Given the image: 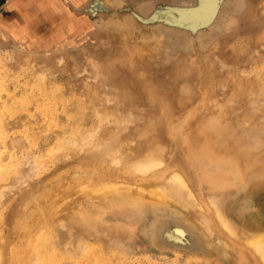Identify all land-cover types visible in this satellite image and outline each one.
I'll return each instance as SVG.
<instances>
[{
    "label": "rangeland",
    "instance_id": "rangeland-1",
    "mask_svg": "<svg viewBox=\"0 0 264 264\" xmlns=\"http://www.w3.org/2000/svg\"><path fill=\"white\" fill-rule=\"evenodd\" d=\"M17 1L0 0V264H264L244 242L264 224V0L205 17L179 16L198 0ZM177 172L192 194L159 197ZM108 180L112 198L83 193ZM210 204L235 234L160 233L185 222L172 207Z\"/></svg>",
    "mask_w": 264,
    "mask_h": 264
},
{
    "label": "bare ground",
    "instance_id": "bare-ground-1",
    "mask_svg": "<svg viewBox=\"0 0 264 264\" xmlns=\"http://www.w3.org/2000/svg\"><path fill=\"white\" fill-rule=\"evenodd\" d=\"M104 1V0H103ZM201 1V0H200ZM104 2H107V1H104ZM214 2L215 1H213V0H202V4H201V6L200 7H198V8H196L195 10H192V11H190V12H181V15H179V16H181V17H191V15H193V17H202V16H208V15H210V13L212 12V10H213V8L215 7V5H214ZM184 7V6H183ZM182 7V8H183ZM176 8H178V7H176ZM181 8V9H182ZM93 9V8H92ZM62 14V13H61ZM13 18V17H12ZM74 18V17H73ZM32 24V23H31ZM98 144V143H97ZM96 144V145H97ZM118 145V144H117ZM116 145V146H117ZM103 146V145H102ZM115 146V147H116ZM87 148V147H86ZM104 148V147H103ZM101 149V148H100ZM99 149V150H100ZM88 150V149H87ZM108 151V150H107ZM98 152V151H97ZM102 152V150L100 151V153ZM116 152V151H115ZM87 153H89V152H87ZM106 153V152H105ZM105 153H103L102 152V154L104 155ZM121 153V152H120ZM99 154V153H98ZM113 154L114 155H116L114 152H113ZM123 154V153H122ZM153 154V153H152ZM148 155V154H147ZM107 157V156H106ZM105 157V158H106ZM117 157V156H116ZM102 159H103V156H102ZM112 159H113V157H112ZM116 160V159H115ZM101 161V160H100ZM120 161H121V158H120ZM154 162H156L155 161V158H153V156L151 155V156H149V157H147V158H145V159H143V160H141V161H139V160H137V162L135 163V165L140 169V170H142V171H145V170H149L152 166H153V164H154ZM118 163V162H117ZM84 165H86V164H84ZM21 166V165H20ZM21 168V167H20ZM1 169V168H0ZM12 169H14V168H12ZM78 170H80V169H78ZM134 170V169H133ZM1 171V170H0ZM15 171V170H14ZM218 171V170H217ZM76 172V171H75ZM14 173V172H13ZM102 173V172H101ZM10 174V173H9ZM16 174V173H15ZM143 175V174H142ZM7 178H8V176H7ZM110 178H112V177H110ZM1 179V178H0ZM6 179V178H5ZM5 179H3V180H5ZM165 179V178H164ZM89 180V179H88ZM87 180V181H88ZM143 180V179H142ZM166 180V179H165ZM169 180H170V182L169 183H166V184H164L163 185V187H164V192L163 193H161V192H158L160 195H159V197H163V198H166V197H168L169 199H172L173 200V198L176 196V195H179V194H181L179 191H177V190H174L175 189V185H177L178 186V184H177V182H181L182 184H184V187H186V188H188V190H189V193L190 194H192V191H191V189L189 188V186L187 185V183H186V180L184 179V177L180 174V173H174L172 176H169ZM59 181V180H58ZM96 181V180H95ZM177 181V182H176ZM5 182V181H4ZM4 182H2L3 183V185H4ZM91 182V181H90ZM108 182L110 183V184H107L105 181H103V183L102 184H100L101 185V187L98 189V188H96L95 190H93L92 188L90 189L89 187L87 188L86 187V190L83 192V193H89L90 194V191H91V193H94L93 194V196L95 195L96 197H111L112 198V194H115V192H117V191H119V189L118 190H116V188H115V181H113L112 183L108 180ZM11 183V182H10ZM123 183V182H122ZM121 183V181H119V183H118V185L120 184H122ZM151 183V182H150ZM154 183V182H153ZM7 184H8V182H7ZM6 184V185H7ZM56 184V183H55ZM139 183H137V185H138ZM141 184V183H140ZM1 185V184H0ZM89 185V184H88ZM115 185V186H114ZM117 185V186H118ZM131 185V184H130ZM133 185V184H132ZM134 185H136V184H134ZM142 185V184H141ZM141 185H138V186H140L141 187ZM48 186V185H47ZM61 186V185H60ZM12 187V186H11ZM56 187V186H55ZM179 187V186H178ZM9 188V187H8ZM79 188L81 189L82 188V186L80 187L79 186ZM117 188H120V187H117ZM128 188H130L129 186H128ZM127 188V190H129ZM132 188V187H131ZM180 188V187H179ZM10 189V188H9ZM12 189V188H11ZM48 189V188H47ZM52 189V188H51ZM50 189V190H51ZM82 189H85V188H82ZM121 189H124V190H126V188H121ZM136 190L137 189H139V188H135ZM181 189V188H180ZM78 190V187L76 188V190L75 191H73V192H70V194L71 195H74L75 193H76V191ZM132 190V189H131ZM142 189L140 188V190H138L139 192L141 191ZM146 190V189H145ZM182 190V189H181ZM121 191V190H120ZM2 192V191H1ZM51 192V191H50ZM61 192V190L58 192V194ZM142 192V191H141ZM153 192H155V193H157L156 191H154L153 190ZM83 193H82V195H83ZM157 193V194H158ZM144 194V193H143ZM48 195V194H47ZM47 195H45V196H47ZM56 195H57V193H56ZM61 194H59V196H60ZM81 195V196H82ZM3 196V195H2ZM49 196V195H48ZM94 196V197H95ZM115 196H117V195H115ZM41 197V196H40ZM114 197V196H113ZM156 197V196H155ZM124 199H122L121 201H123V200H128L126 203H128V205L129 204H131L132 206H135V205H138V203L136 202V199H135V197L134 196H129V197H123ZM130 199V200H129ZM167 199V198H166ZM152 200V199H151ZM157 200V199H156ZM153 201V200H152ZM97 202V201H96ZM118 203H120V201H117ZM107 203H109V202H107ZM38 204V203H37ZM166 204H167V202H166ZM105 205V204H104ZM112 205V204H111ZM110 205V206H111ZM207 205V204H206ZM211 205V208H209V209H207V211H204L203 210V212L204 213H201V214H199V215H196V214H189V213H184L186 210L184 209V212H178V211H176V209L174 210V207H172L173 208V210H172V208H171V211L170 210H167V213H168V211L170 212V214L171 215H180L182 218H183V220H185V222H183L182 221V223H179V222H181V221H179V222H176V223H174L173 225L170 223V222H168L169 224H164L163 226H162V228L160 229V233L165 237V238H167L168 239V241H170L171 243H173V244H182V243H185V242H188V244L189 243H191V237L193 238L196 234V232H198L199 234H201V237L202 238H204V240L207 242V243H209L210 241H209V239H208V237H210L211 238V236L209 235L208 236V233L209 232H211V230L210 231H208L207 230V227H206V225H204L205 223H207V224H211L212 223V221H213V219H216L218 222H219V224L223 227V229L225 228L228 232H230V233H234L235 234V232H236V228H235V223L231 220V218L229 219V217L227 216V213H225L222 209H220V208H218V207H216V206H214V205H212V204H210ZM42 206V205H41ZM60 206V203L59 204H54V206H53V208H58ZM209 206V205H208ZM105 207V206H104ZM118 207H119V205H118ZM177 207V206H176ZM183 207V206H182ZM195 207V206H194ZM83 208V207H82ZM81 208V209H82ZM149 208V207H148ZM151 208V207H150ZM155 208V207H154ZM208 208V207H207ZM161 209H163V208H161ZM170 209V208H169ZM178 209H180V208H178ZM177 209V210H178ZM36 210V209H35ZM200 210V209H199ZM86 211V210H85ZM202 211V210H201ZM58 212V211H57ZM90 212H92L91 210H90ZM95 212V211H94ZM98 212V211H97ZM153 212V211H152ZM161 213L163 212V210L162 211H160ZM205 212H207V214L205 213ZM82 213H84L83 212V210H78V212H72L70 215H72V219H76L77 218V215H80V214H82ZM154 213V212H153ZM197 213H198V211H197ZM40 214V213H39ZM54 214H56V213H54ZM87 216H88V218H89V213H85ZM96 214V213H95ZM156 214V213H155ZM169 214V213H168ZM229 214V213H228ZM31 215V214H30ZM160 215V214H159ZM158 215V216H159ZM48 216V215H47ZM153 216V215H152ZM179 216V217H180ZM38 217V216H37ZM31 218V217H30ZM35 218V217H34ZM59 218H61V216L59 215ZM59 218H57V219H59ZM155 218L157 219L158 217L157 216H155ZM154 218V219H155ZM181 218V219H182ZM47 219V218H46ZM180 219V220H181ZM59 220H61V219H59ZM89 220V219H88ZM96 220V219H95ZM201 220H203V221H201ZM31 221H33V220H30V222ZM59 222V221H58ZM58 222H54V223H56V225H58L59 226V224H61L62 225V223H64V221H62V223L60 222V223H58ZM154 222V221H153ZM36 223V222H35ZM51 223H52V225L54 226H52L51 225ZM58 223V224H57ZM22 224V223H21ZM154 224V223H153ZM60 225V226H61ZM219 225V226H220ZM47 226V225H46ZM50 228H49V230L51 231V229H52V231H55L56 229H55V225L53 224V221H52V219H51V222H50ZM57 226V227H58ZM59 226V228H60V230H61V227ZM63 226H65V223L62 225V229H64V227ZM49 227V226H48ZM151 227H152V225H151ZM252 227V226H251ZM24 228V227H23ZM53 228H54V230H53ZM25 229V228H24ZM32 228H30V230H31ZM37 229V228H36ZM46 229V228H45ZM152 229V228H151ZM33 230V229H32ZM48 230V231H49ZM34 231V230H33ZM44 231V230H43ZM47 230H45L44 232H46ZM48 231H47V233H48ZM52 231H51V234L52 235H50V232H49V238L50 239H53V242L55 241V236H53L54 234L52 233ZM38 232V231H37ZM44 232H42V234H43V238L45 237V235H44ZM56 232V231H55ZM57 233V232H56ZM73 233V232H72ZM71 233V234H72ZM28 234V233H27ZM100 234V233H99ZM239 234V233H238ZM40 236H42L41 234H40ZM51 236H53V237H51ZM97 236V235H96ZM102 236V235H101ZM26 238V237H25ZM31 238V237H30ZM48 237H46V238H44V239H42L41 238V241L43 242V241H45V239H48V240H50ZM57 239V238H56ZM73 239H75V238H73ZM97 239V238H96ZM95 239V240H96ZM99 239V238H98ZM238 240V239H237ZM58 241V240H57ZM87 241V240H86ZM23 242V241H22ZM47 242V241H46ZM52 242V243H53ZM82 242H83V239H82ZM99 242H101V241H99ZM226 242V241H225ZM231 242V241H230ZM244 242H245V244L248 246V247H250V248H252V249H254L258 254H259V256H260V258H261V260L263 261V263H264V224H258V225H256L255 227H254V230L253 231H251V232H248L246 235H245V237H244ZM21 243V242H20ZM19 243V244H20ZM25 243V242H24ZM23 243V244H24ZM45 243V242H44ZM87 243H88V241H87ZM94 243V242H93ZM211 243V242H210ZM49 244V243H48ZM51 244V243H50ZM68 244V243H67ZM82 244V243H81ZM98 244V243H97ZM102 245H103V243H101ZM227 244V243H226ZM1 245V244H0ZM39 245H40V241H39ZM59 245V244H58ZM70 245V244H69ZM85 245V244H84ZM122 245V244H121ZM239 245V244H238ZM56 246H57V244H56ZM55 246V247H56ZM61 246V245H60ZM65 246H67V245H65ZM99 246H101L100 244H99ZM79 247V246H78ZM82 246L80 245V248H81ZM86 247V246H85ZM121 247V246H120ZM236 247V246H235ZM239 247H240V245H239ZM238 247V248H239ZM1 248V247H0ZM79 248V249H80ZM214 248H216V247H214ZM38 249H39V247H38ZM42 248H40V250H41ZM50 249V248H49ZM48 249V250H49ZM62 249V248H61ZM65 249H66V247H65ZM75 249V248H74ZM100 249V248H99ZM241 249V248H240ZM23 250V249H22ZM35 250V251H34ZM33 251H34V253L36 254V253H38L37 251H36V249H34ZM51 250V249H50ZM59 250V249H58ZM68 250V249H67ZM67 250H65L66 252H67ZM82 250H84L83 248H82ZM2 251V250H1ZM60 251H62V250H60ZM59 251V252H60ZM73 251V250H72ZM81 250H79V252H80ZM86 251V250H85ZM93 251V250H92ZM41 252H43V250L41 251ZM69 252V251H68ZM82 252H84V251H82ZM96 252V251H95ZM224 252V251H223ZM3 253V252H2ZM21 253V252H20ZM34 253H33V255H34ZM56 253H58V252H56ZM61 253V252H60ZM65 253V252H64ZM86 253V252H85ZM128 253V252H127ZM15 254V253H14ZM59 254V253H58ZM76 254V253H75ZM80 254H82L81 252H80ZM84 254V253H83ZM92 254V253H91ZM249 254V253H248ZM3 255V254H2ZM32 255V254H31ZM32 255V256H33ZM57 255V254H56ZM15 256V255H14ZM23 256V255H22ZM21 256V257H22ZM26 256V255H25ZM74 256V255H73ZM77 256V255H76ZM75 256V257H76ZM79 256V255H78ZM251 256V255H250ZM2 257V256H1ZM110 257V256H109ZM30 258H31V256H30ZM33 258V257H32ZM31 258V259H32ZM110 259H111V257H110ZM259 259V258H258ZM17 260V259H16ZM35 260L36 261H38V258L36 259L35 258ZM34 260V261H35ZM102 260V259H101ZM21 261V260H20ZM23 261V260H22ZM35 261V262H36ZM18 263V262H17ZM20 263V262H19ZM23 264H25V263H23ZM39 264V263H38Z\"/></svg>",
    "mask_w": 264,
    "mask_h": 264
},
{
    "label": "water",
    "instance_id": "water-1",
    "mask_svg": "<svg viewBox=\"0 0 264 264\" xmlns=\"http://www.w3.org/2000/svg\"><path fill=\"white\" fill-rule=\"evenodd\" d=\"M198 5H199V0L197 1L196 4H192V5H190V6H185V7H187V8H184V9H186V10H192V9L197 8Z\"/></svg>",
    "mask_w": 264,
    "mask_h": 264
},
{
    "label": "crops",
    "instance_id": "crops-1",
    "mask_svg": "<svg viewBox=\"0 0 264 264\" xmlns=\"http://www.w3.org/2000/svg\"><path fill=\"white\" fill-rule=\"evenodd\" d=\"M22 0H18L17 2L20 3ZM40 1V0H38ZM11 3V2H10ZM15 4V1H13L10 5H14Z\"/></svg>",
    "mask_w": 264,
    "mask_h": 264
}]
</instances>
